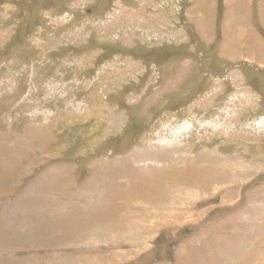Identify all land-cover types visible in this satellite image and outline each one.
<instances>
[{
	"label": "rangeland",
	"instance_id": "rangeland-1",
	"mask_svg": "<svg viewBox=\"0 0 264 264\" xmlns=\"http://www.w3.org/2000/svg\"><path fill=\"white\" fill-rule=\"evenodd\" d=\"M52 257L264 264V0H0V264Z\"/></svg>",
	"mask_w": 264,
	"mask_h": 264
},
{
	"label": "bare ground",
	"instance_id": "bare-ground-1",
	"mask_svg": "<svg viewBox=\"0 0 264 264\" xmlns=\"http://www.w3.org/2000/svg\"><path fill=\"white\" fill-rule=\"evenodd\" d=\"M134 191V190H133ZM157 204V203H156ZM160 205V204H159ZM167 206V205H166ZM158 207H160V206H158ZM146 209V211H148V210H151L152 211V213H153V221H151L150 223H148V224H143V226H142V231H144V239H148V236L149 235H147V234H151L152 233V231L154 230L153 228H154V225H155V223L156 224H160L161 222H163L165 219L167 220H170L171 219V214H172V212H170V211H165V210H161V208L160 209H158V208H156V207H152V206H148L147 205V208H145ZM187 211V210H186ZM181 212H183V210H181ZM151 215V214H150ZM172 220V219H171ZM184 220H186V219H184ZM174 221H175V219H174ZM153 222H154V224H153ZM161 225V224H160ZM140 230V231H141ZM139 231V232H140ZM112 232V231H111ZM132 232L134 233V231L132 230ZM143 235V234H142ZM111 240V239H110ZM113 241V240H112ZM128 242V241H127ZM115 244V243H114ZM148 244V243H147ZM140 245L141 246H146V244H145V242H143V243H140ZM129 246V245H128ZM114 253V254H113ZM113 253H111L110 255H114V257H115V255L116 254H118V253H120V251H118L117 249L116 250H114L113 251ZM128 253H126V255H127ZM129 255H130V253H129ZM120 255L118 254L116 257L118 258ZM131 257V256H130ZM114 260H116V259H114ZM48 261H51L50 262V264H61L60 263V261H56L55 260V258H51V259H49ZM79 261V260H78ZM92 262V261H91ZM77 263H83V262H77ZM86 264H89V263H87L86 262Z\"/></svg>",
	"mask_w": 264,
	"mask_h": 264
}]
</instances>
